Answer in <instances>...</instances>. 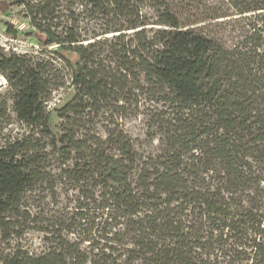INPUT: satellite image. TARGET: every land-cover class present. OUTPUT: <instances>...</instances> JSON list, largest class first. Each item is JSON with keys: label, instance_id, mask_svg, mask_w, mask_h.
<instances>
[{"label": "trees", "instance_id": "trees-1", "mask_svg": "<svg viewBox=\"0 0 264 264\" xmlns=\"http://www.w3.org/2000/svg\"><path fill=\"white\" fill-rule=\"evenodd\" d=\"M4 1L78 62L54 134L49 61L0 47V118L10 101L42 136L0 147V264H264V0H149L151 14L147 0ZM139 116L141 145L124 125ZM60 183L77 189L76 212L47 221L27 196L56 198ZM32 231L40 255L12 245Z\"/></svg>", "mask_w": 264, "mask_h": 264}, {"label": "rangeland", "instance_id": "rangeland-1", "mask_svg": "<svg viewBox=\"0 0 264 264\" xmlns=\"http://www.w3.org/2000/svg\"><path fill=\"white\" fill-rule=\"evenodd\" d=\"M169 3L180 2L182 0H166ZM147 12L151 2L147 0ZM12 14V16H10ZM15 17V13H10L7 4L4 0H0V47L6 52H14L20 55H29L35 59L42 58L49 61L48 73L54 83H57L55 88L51 91L50 96L46 102V109L49 117V127L54 134L59 132V126L62 120L59 118V111L70 103L75 95L76 89L72 85L69 70L66 67V61L76 64L78 56L67 51H62L58 47H49L45 49L42 47L45 37L28 27L26 23L19 19H11ZM6 23L15 25L21 32L33 31V38L24 41L23 38L13 40L5 37L3 34L6 31ZM60 85V86H59ZM8 86L6 79L0 74V103L3 98L8 97ZM9 117L8 120H1L0 118V147L7 143H12L20 140L23 137H32L34 139L42 140L39 130L29 127L21 123L16 114L12 111V103L9 101ZM1 106V104H0ZM146 124L145 116L131 118L127 120L125 130L132 137L133 140H138L139 144L146 139ZM49 141V140H46ZM157 145V144H155ZM151 147L152 145H148ZM50 150V149H49ZM51 151V150H50ZM56 152H52L49 156V161L46 164V171L53 176L59 174L60 164L57 160ZM79 193L73 184L60 183L56 188V198L53 192L47 186H38L31 191L27 196V203L32 208L34 213L41 216L47 221L59 222L57 220L67 221L76 212V205L78 203ZM45 235L42 232L32 231L27 233L19 240H15L12 245H21L33 255H40L47 250L45 243ZM4 245L0 244L2 249Z\"/></svg>", "mask_w": 264, "mask_h": 264}]
</instances>
